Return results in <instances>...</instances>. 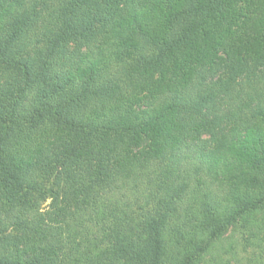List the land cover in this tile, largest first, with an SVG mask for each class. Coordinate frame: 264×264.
Segmentation results:
<instances>
[{
	"label": "trees",
	"instance_id": "16d2710c",
	"mask_svg": "<svg viewBox=\"0 0 264 264\" xmlns=\"http://www.w3.org/2000/svg\"><path fill=\"white\" fill-rule=\"evenodd\" d=\"M0 264H264V0H0Z\"/></svg>",
	"mask_w": 264,
	"mask_h": 264
}]
</instances>
